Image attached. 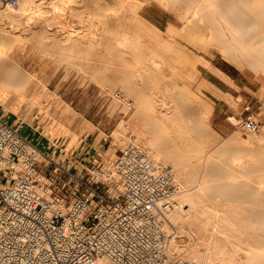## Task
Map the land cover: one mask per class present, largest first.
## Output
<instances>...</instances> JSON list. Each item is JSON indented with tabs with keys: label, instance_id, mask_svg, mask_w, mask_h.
Returning <instances> with one entry per match:
<instances>
[{
	"label": "rangeland",
	"instance_id": "rangeland-1",
	"mask_svg": "<svg viewBox=\"0 0 264 264\" xmlns=\"http://www.w3.org/2000/svg\"><path fill=\"white\" fill-rule=\"evenodd\" d=\"M17 1L18 0H16V2ZM37 1H41L42 3H40V6H43L44 8L51 9L53 6V4L50 3L52 0ZM37 1L36 3H38ZM54 1V5H56L57 0ZM74 2L71 6L72 9L74 8V14L72 13V16L66 17L67 19L65 18V23L64 19H62L63 22L58 21L56 25L57 27L60 26V24H64V26L69 29L76 28L77 34H79L77 37L90 38L93 37L92 33L97 29V24L100 21L103 27L102 29H105V27L108 28L106 33H109L106 35L104 32V39L106 38V42L107 39H115L117 36L114 34L116 27L117 30H119L121 26H125L126 28L129 27V29H131L132 32L127 28V32L132 34H129V36L133 37V41L138 39L135 41L137 44H134L133 42L132 47H128L129 50L127 49V51L122 53L123 58L114 55L110 56L109 54L111 53L104 49H93L92 52L88 53L79 50L78 48H73V50L68 51V45L65 44V42H63L65 44H63L64 47L59 45L62 42L58 37H54V40L51 39V41L48 40L44 43V48H40L38 45L32 43V41L22 39L20 31L17 32L18 28H15V31L14 27L9 25L10 22L6 20L8 23L5 25V20H0L1 22L3 21L2 24L0 23V27L9 30H7V38L9 42L17 40L16 44H19L17 47H14L15 44L12 46L10 45L8 54L34 74L35 78L33 77L34 79H32L31 84L33 86L38 84V86H36V94L33 100L29 101L22 94L14 93H12L9 98L2 99L1 102L3 104L0 103V116L39 146L50 145L52 147L54 144L53 142H55L52 138L56 137L58 138V142L55 144H58L61 141H64V144H67L68 141H70L68 147L71 146L75 149L81 138H84L88 134L87 140L90 136L96 137L98 141L102 139L100 145L102 151H104V149L106 151L107 147L111 145L114 148L115 153L110 157L113 155L115 156L116 152L120 148H123L127 144L126 142L130 139L134 140L135 137L143 136L145 133L146 136L151 135V131H155L157 126L154 127V120L152 118L144 120L145 118L140 114L132 115L135 110L134 96L128 93L126 87L121 85L120 79L116 78L114 82L106 83L103 79L102 72L97 70V66L101 67L108 61V64L111 65L112 69L107 71V74L112 76L121 68H127L128 70H131V72H134L139 66L135 65L134 62L135 60H140V62L148 63L149 65H144L141 68L139 67L142 69L141 75H137L134 72L131 76L129 75V77L138 81L143 89L153 90L158 104H162L163 101H166L167 104L169 103L172 105L173 103H177V105H180V107L183 108L186 104L188 105L191 103L190 108L192 107V113L194 116L198 115L197 113L206 101H209L212 104V111L207 119V127L204 129V132H202L203 139L194 132H191L190 128L186 129V132H180L182 135H179V130L176 129L177 125L171 127L168 125L167 121H164V119L158 118L156 120V123L160 125H168V128L165 127L164 132L170 141H176V148L178 146L177 149L180 150V153H178L176 157L178 156L182 161L190 158L193 162H198V165L200 164L199 175L205 173V171L208 172V170H210L213 165H216V163L220 165L225 163L223 166L226 170L225 172L231 176L228 178L231 185H236L239 181L241 182L242 179L246 178V176H242V172L244 173L243 167H246L248 164L250 165V162L252 163V161H254L253 159H250L251 156L254 155H251L250 152L247 151V149H251L252 146L247 149L244 147V150L243 148L240 149L238 147H233L227 149L224 154L213 152L210 156L209 153L211 152L209 150L213 148L214 145H219L224 142V139H227L230 135H238L240 138L248 139L250 135H264V132H241L240 130L235 129L226 119L227 114L225 115L226 130L220 132L210 119L214 109V100L205 90L211 85H208L204 78H206L205 75L207 70L210 69L208 67V60H210L211 65L212 61L219 64H228V66L233 68L235 72H239L240 70L247 74L253 86L259 88V92L257 93L258 96L264 98V70L259 67L260 65L262 66L263 63L260 65L256 63L257 65H255V63H252L254 62L253 60L256 59L254 54H250L249 56V54H240V52L239 54H233L236 56L237 61L226 58L221 51L224 44L222 43L223 46H221L222 44L220 45L221 40L226 38V34H218L217 32H214V34L207 36L206 31L202 32V30H196L201 34L199 36L196 34L194 35L193 31L195 28L190 23L186 24L184 22V13L181 12V9L178 10L177 7H175L177 6L176 3L167 4V1L164 2V0H109V6H107L108 4L106 0H74ZM104 2H106V4H104ZM172 2L175 1L172 0ZM2 4L3 2L0 0V5ZM101 4H104V7ZM34 5L35 2L33 3V6ZM70 5V1H66L63 6L68 8ZM53 8L49 10V12L47 11V13L51 15ZM99 13H104V15ZM142 16L146 17L149 22L143 21ZM20 17L21 21L22 18L23 21L26 19V15H21ZM119 17L122 19L120 20ZM116 23L118 26H116ZM151 23H154L160 29L154 31L155 29ZM112 29L114 30L113 32ZM89 31L92 34L91 36ZM12 32H17L16 34L19 33V37L21 35L20 39L15 33L11 34ZM192 34L196 37L191 38L194 37ZM200 46L202 47L200 48ZM225 49L227 51H232L231 48L229 50L226 46ZM83 54L97 55L93 56L96 57L94 58L95 60L90 61L91 58H88L87 61V58L85 59ZM261 55L260 58L264 57V54L263 56ZM79 58L81 62L84 60L83 64L86 63L82 67L77 66L76 62H79ZM89 62H91L92 65H90L91 63L88 64ZM215 69L216 68L213 67V70ZM215 71L217 72L218 69ZM101 83L109 84V89L103 87ZM2 88L3 86L0 87V92L3 90ZM117 92H120L121 95L117 94ZM2 96H0V99ZM128 99L130 101H128ZM150 99L155 102L154 96ZM230 102L234 107L237 106V103L234 100H230ZM121 121L124 125L123 128H126L125 130L123 129V132H125L124 135L127 136H125L127 139L124 137L126 141L123 142V144L121 141H119V144L116 139L117 137L112 133L113 130L119 129L116 128V126H118L117 123H120ZM193 121H191V123ZM138 132L140 133L139 135ZM190 134H192V136H190ZM248 143L251 145L253 143L254 145V142L252 141ZM241 154L245 156L242 155L243 160L240 159L242 157ZM105 155L106 154L104 153V158ZM249 155H251L249 157L250 160H246L245 158H248ZM233 156L239 157L236 159V157L233 158ZM244 159L246 162H244ZM241 160L243 161L242 163ZM167 162L171 163V161ZM230 162L231 164L234 163L233 166L229 164ZM238 163L242 165L241 168H238L241 166ZM171 165L173 164L171 163ZM173 167L175 166L173 165ZM175 169L177 168L175 167ZM182 169L183 171H187L189 166L184 165L182 166ZM257 173H251V177L257 176ZM198 181L199 179H195L187 185H183L182 188L184 187L185 191L195 188L198 185ZM188 187L190 188L186 190ZM211 192L209 191V194L212 195L213 192ZM240 195V190H234L232 199L226 201L222 198V201L237 210V214L239 213L238 216L241 217L238 219L237 216V219L241 224L246 225L247 223V225H250L253 223V226H255L256 222L262 224L263 221L257 220L254 214L249 211V208L254 205L255 202L249 201V199H245ZM243 221L245 223H242ZM181 232L182 233L175 238L174 243L178 244L180 247H177L178 250H176V252L184 254L186 251L185 249L191 248L193 244H196L197 240L192 232H187L185 229ZM202 247H204V245H202Z\"/></svg>",
	"mask_w": 264,
	"mask_h": 264
},
{
	"label": "built area",
	"instance_id": "built-area-1",
	"mask_svg": "<svg viewBox=\"0 0 264 264\" xmlns=\"http://www.w3.org/2000/svg\"><path fill=\"white\" fill-rule=\"evenodd\" d=\"M244 108L226 119L264 132V101ZM63 144L41 148L0 116V264H197L170 247L169 165L130 142L109 161L101 146Z\"/></svg>",
	"mask_w": 264,
	"mask_h": 264
},
{
	"label": "bare ground",
	"instance_id": "bare-ground-1",
	"mask_svg": "<svg viewBox=\"0 0 264 264\" xmlns=\"http://www.w3.org/2000/svg\"><path fill=\"white\" fill-rule=\"evenodd\" d=\"M36 1L37 0H18L15 4H12L9 0L4 1L3 4L0 5V20H5V25L10 22L9 25L13 26L14 30L15 28H18L17 32L20 31L22 39L32 41V43L38 45L40 48L43 47L44 43L48 40L51 41V39L54 37H58V39H60L62 42L59 45L63 46V42H65V44L68 45V51L73 50V48H78L79 50L86 51L88 53L92 52L93 49H104L111 53L109 54L110 56L114 55L122 57V53L127 51V49L129 50L128 47H132V43L134 42L135 44V41L138 40L135 39V41H133V37L129 36V34L132 35L131 33L127 32V28L129 29V27L126 28L125 26H121L119 30H117L116 26L118 25L116 23L114 34L117 36L114 40L110 38L112 41L107 39L105 42L106 38L104 39V34L106 31H108V28L105 27V29H102L103 27L100 21L97 24V29L92 33L93 37H77L79 34H77L76 28L69 29L64 26V24H60L58 27L56 26L58 21L63 22L62 19H64L65 23V18L72 16V13L74 14V8H71L74 0H57L56 5H54L55 1L52 0L50 3L53 4L54 8L52 6L53 11L51 12V15L47 13V11L49 12V10L52 8H44L43 6H40V3H42L41 1H37L38 3H36ZM66 1H70L71 4L68 6V8L63 6ZM106 1L108 4L109 0ZM165 1H167V4H177L175 7H177L178 10L181 9V12L184 13V22L186 24L190 23L195 28L193 31L194 33L192 32L194 35L196 34L199 36L201 34L196 30H202V32L206 31L207 36L214 34V32H217L218 34H226V38L221 40L220 43V45L222 43L224 44V46L223 44L221 46H223L225 51L223 49L221 51L226 58L237 61L236 56L233 54H239V52L240 54H249V56L250 54H254L256 59L253 60L254 62L252 63H255V65H260L263 63L264 65V57L260 58V55L262 54L261 56H263L264 54V0H173L175 2H172V0H164V2ZM34 2V6L36 7L33 6ZM104 4H106V2H104ZM107 6H109V4ZM104 13L99 14L104 15ZM21 15H26V19L24 21L23 18L21 21ZM119 18L120 20L122 19L121 17ZM143 21L149 22L146 17H143ZM2 22L0 21L1 24ZM151 25L155 29H153L154 31L160 29L154 23H151ZM7 30V28L0 27V87L3 86V90L0 92V94L3 95L0 96L3 98L1 97L0 103L3 104L1 100L9 98L12 93L22 94L29 101L33 100L36 94V86H38V84L33 86L31 83L32 79L35 78L34 74L22 66L21 63L14 57H11L10 54H8L10 45L12 46L15 44L14 47H17L19 44H16L17 40L14 42H9L7 38ZM113 31L114 30L112 29V32ZM129 31H131V29H129ZM13 33L15 32H12L11 34ZM89 33L91 36L92 34L90 31ZM193 34L192 36H194ZM195 37L196 36L191 38ZM225 46L228 47L229 50L231 48L233 53L232 51H227ZM201 47L202 46H200V48ZM95 55L97 54H83L85 59L87 58V61L88 58H91L90 61L95 60L94 58L96 57H93ZM78 60L79 62L75 61L78 67H82L86 64H83L84 60L82 62L80 61V58ZM208 62V67H210V60H208ZM90 63L91 62L88 64ZM105 63L106 64L101 67L97 66L98 69L96 67L95 68L99 70V72H102L103 79L106 81V83H112L116 80V78L120 79L121 85L126 87L128 93L134 96L135 110L133 111L132 115L140 114L143 118H145L144 120L152 118L154 120V127L157 126L155 131H151L152 129L150 128V131L152 132H150L151 135L146 136L145 133L143 136L141 135L140 137H135L134 140L128 139L129 141L127 140L128 142L126 143L130 142L136 144L142 149L146 150L151 156L158 159L160 162L169 166L172 163L177 168L175 169L173 165H171L172 167L170 166L173 169L175 179L180 186V191L177 194L178 205L169 213V218L178 228L180 233H182L181 231L185 229L187 232H192L193 236H195L197 240L196 244H193L191 248L185 249L186 251L184 250V254L178 252L180 254L178 255L181 258L194 261L197 264H264V135H250L249 138L247 136L248 139L240 138L238 135H230L227 137V139H224V142L220 143L219 145H214L213 148L209 150L211 152L209 153L210 156L213 152L224 154L227 149L233 147H238L240 149L243 148L244 150V147L247 149L248 147L250 148L252 146L251 149H249L250 151L248 149L247 151L254 156L249 155L248 158L245 159L248 160L251 156L250 159L254 160L252 161L253 164L250 162V165L248 164L249 166L246 165V167H243L244 173L242 172V176H246V178L242 179L241 182L239 181L238 184L231 185L229 183L228 178L231 176L225 172L226 170L223 166L225 163L223 165L216 163V165H213L210 170H208V172L205 171V173L199 175L200 164L198 165V162H193L190 158H187L185 161L179 159L178 156L177 158L176 155L180 153V150L177 149L178 146L176 148V141H170L164 130L165 127L168 128V125L171 127L177 125L176 129L179 130V135H182L180 132H186V129L190 128L191 132H194L202 138V132H204V129L207 127V119L212 111V104L209 101H206L202 107L200 106L201 108L197 113V116H194L192 113V107L190 108L191 103L188 105L186 104V106L183 108L180 107V105H177V103H173L172 105L168 103V105L166 101H163L162 104H158L157 100L155 99V92L153 90L143 89L138 81L129 77V75L131 76V74L134 72L137 75H141L142 69L140 68L144 65H149L148 63L135 60L134 64L137 66L139 65L137 70L131 72V70H128L127 68H121L117 70L116 73L113 71L114 74L112 76L107 74V71L112 69L111 65L108 64V61ZM90 65H92V63ZM263 65L259 66L262 70H264ZM206 83L210 85L208 81H206ZM102 85L103 87L107 88L109 86V84ZM153 96L155 102L151 101L150 99L153 98ZM158 118L164 119L165 122L167 121L168 125L163 126L156 123ZM191 121L193 122L191 123ZM117 124L118 126H116V128L119 129L113 130L112 133H114V136L117 137V141H121L123 144V142L126 141L124 139L126 135H124L125 132H123L124 125L122 124V121ZM139 134L140 133L138 132V135ZM190 136H192V134H190ZM251 141L254 142V145L253 143L252 145L248 143ZM69 142L70 141H68L66 144V148L69 146ZM53 143L54 144L52 148L55 145V142ZM79 144L83 145L82 143ZM100 145L101 144H97L96 146ZM40 146L42 148L44 145ZM247 151L246 153L248 154ZM104 153L107 155H105V158L107 159L104 158V160L109 161L114 156L113 155L110 157L115 153L114 148L109 145L106 151L104 149L103 155ZM242 155L243 154H241V156ZM243 156L240 159H242ZM235 157L233 156V158ZM245 159L244 162H246ZM242 160L241 163L243 162ZM167 161H171V163ZM229 164L233 166L234 163L231 164L230 162ZM238 164L241 165L240 163ZM184 165L189 166L187 171H183L182 166ZM241 167L242 165L238 168ZM251 173H257V176L251 177ZM195 179H199L198 185L195 188L189 189L190 187H188L186 188V190L189 189L188 191H185L184 187L182 188L183 185H187L189 182H192ZM234 190H240L241 197L255 202L254 205L249 208V211L254 214L257 220L263 221L262 224L255 221V226H253L254 224L251 223L250 225L253 226L251 227L250 225H247V223L246 225H243L240 223V221H238V219L241 217L238 216L239 213L237 214V210L229 206L226 202L222 201L223 199L226 201L232 199ZM209 191H212L214 194L212 192V195L209 194ZM242 223L245 222L243 221ZM175 238L171 241L170 247L171 250L177 254V247H180L178 244L174 243ZM202 245H204V247H202Z\"/></svg>",
	"mask_w": 264,
	"mask_h": 264
},
{
	"label": "crops",
	"instance_id": "crops-1",
	"mask_svg": "<svg viewBox=\"0 0 264 264\" xmlns=\"http://www.w3.org/2000/svg\"><path fill=\"white\" fill-rule=\"evenodd\" d=\"M212 65L216 68L215 70L218 69L217 72L221 74L213 70ZM212 65L206 72V78H204L211 85L205 90L214 100V109L210 119L220 132H224L226 130V114L247 113L248 110L244 108L245 104H249V110H256L258 102L263 101L264 98L258 96L257 93L259 92V88L253 86L247 74L244 72L240 70L239 72H235L228 64H219L212 61ZM230 100H234L237 106L234 107ZM87 136L88 134L79 141L85 148L96 146L102 142V139L98 141L96 137L91 136L87 140ZM52 139L55 143L58 142V138L53 137ZM67 148L69 152H74L75 150L71 146Z\"/></svg>",
	"mask_w": 264,
	"mask_h": 264
}]
</instances>
